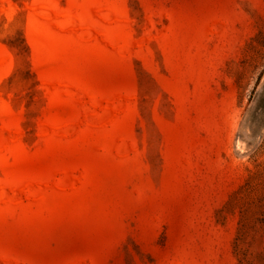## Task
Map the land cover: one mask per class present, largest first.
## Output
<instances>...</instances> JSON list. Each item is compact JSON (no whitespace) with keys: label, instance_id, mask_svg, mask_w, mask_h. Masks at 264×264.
Here are the masks:
<instances>
[{"label":"rangeland","instance_id":"rangeland-1","mask_svg":"<svg viewBox=\"0 0 264 264\" xmlns=\"http://www.w3.org/2000/svg\"><path fill=\"white\" fill-rule=\"evenodd\" d=\"M0 264H264V0H0Z\"/></svg>","mask_w":264,"mask_h":264}]
</instances>
